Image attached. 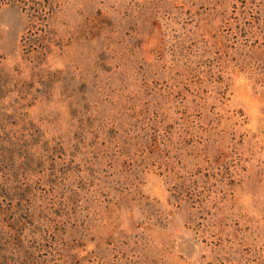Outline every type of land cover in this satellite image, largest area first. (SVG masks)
<instances>
[{"label":"rangeland","instance_id":"obj_1","mask_svg":"<svg viewBox=\"0 0 264 264\" xmlns=\"http://www.w3.org/2000/svg\"><path fill=\"white\" fill-rule=\"evenodd\" d=\"M0 264H264V0H0Z\"/></svg>","mask_w":264,"mask_h":264},{"label":"trees","instance_id":"obj_2","mask_svg":"<svg viewBox=\"0 0 264 264\" xmlns=\"http://www.w3.org/2000/svg\"><path fill=\"white\" fill-rule=\"evenodd\" d=\"M4 1H6V0H4ZM34 3L33 4H36V2L35 1H33ZM31 8H34L35 10H34V12L36 13V11L38 12V11H40L39 10V6H35V7H31Z\"/></svg>","mask_w":264,"mask_h":264}]
</instances>
